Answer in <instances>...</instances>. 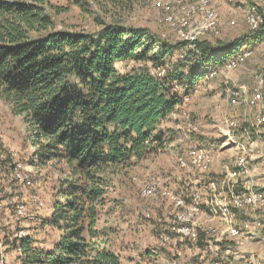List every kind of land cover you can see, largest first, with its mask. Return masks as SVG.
Here are the masks:
<instances>
[{
	"label": "rangeland",
	"instance_id": "1",
	"mask_svg": "<svg viewBox=\"0 0 264 264\" xmlns=\"http://www.w3.org/2000/svg\"><path fill=\"white\" fill-rule=\"evenodd\" d=\"M158 1H172L178 16L185 6V0H84L81 5L73 0H48L46 11L53 19L55 30L97 34L105 25L117 23L142 28L158 40L153 52L158 51L160 42L169 45V52L158 63L150 59L117 62L121 73L146 67L156 77L168 74L175 77L180 69L185 72L199 69L196 65L198 57L202 56L199 43L219 47L238 39L258 37L246 42L247 46L241 47H246L244 50H238L246 53L235 68L214 65L217 73L211 80L203 84L197 80L200 91L189 101L184 100L161 125L166 133L164 148L141 158L133 156L129 162L108 170L109 177L115 181L105 196V203L98 206V228L105 229L104 237L120 255L121 264H174V261H177L175 264H200L203 254L198 249L203 248L204 241L194 243L176 235L167 238L174 210L171 196L144 197L142 188L159 175L168 178L167 186L176 193L205 192L211 181H197V173L191 168H182L179 157L198 142L212 151L214 157L220 153L222 164L235 153L237 157V150L225 134L227 117L238 121L234 131L237 139L248 140L249 137L256 141L254 154L249 156V170L252 178L258 180L260 186L264 185V124L257 123L256 111L249 109L244 100L252 94L258 76L264 75V34L252 31L246 20L251 6L263 9L264 0H210L218 13L217 26L202 34L193 45L180 40L178 31L169 25L165 13L156 5ZM202 20L201 14L193 18L195 25ZM163 60L167 61L165 66L160 64ZM179 81L183 86L188 85L187 79ZM182 85L176 86L178 93H182ZM235 91L240 99L236 105L231 99ZM192 123L197 126L196 131L189 130ZM30 133L24 117L15 114L12 104L0 94V163L6 180L1 181L0 177V210L4 217L0 227V264H22L18 245L26 235L34 237L37 248L50 250L62 234L49 220L55 201L62 199L57 195L65 182L72 179V174L64 161L47 164L33 161ZM18 163L31 174L33 185L14 178V167ZM210 174V177L218 175L212 171ZM35 196L44 202L42 206L35 202ZM19 202L27 205L25 215L15 211ZM256 214L259 213L250 210L238 213L237 223L249 234L236 239L234 244L237 254L253 255L255 264H264V222L257 225ZM241 262L243 260L236 258L233 264Z\"/></svg>",
	"mask_w": 264,
	"mask_h": 264
},
{
	"label": "trees",
	"instance_id": "2",
	"mask_svg": "<svg viewBox=\"0 0 264 264\" xmlns=\"http://www.w3.org/2000/svg\"><path fill=\"white\" fill-rule=\"evenodd\" d=\"M47 2L0 0V94L29 125L33 161H64L72 174L49 220L62 231L58 243L50 250L37 248L26 235L18 245L21 261L121 264L97 224L98 206L115 181L108 170L164 148L161 125L183 103L175 89L182 85L179 79L188 80L181 87L189 92L205 71L255 36L219 47L199 43V69H180L175 77H156L146 67L121 73L117 62L158 63L169 45L160 42L153 52L158 40L142 28L117 23L97 34L55 30Z\"/></svg>",
	"mask_w": 264,
	"mask_h": 264
},
{
	"label": "built area",
	"instance_id": "3",
	"mask_svg": "<svg viewBox=\"0 0 264 264\" xmlns=\"http://www.w3.org/2000/svg\"><path fill=\"white\" fill-rule=\"evenodd\" d=\"M176 1L180 2V0ZM156 5L165 13V20L169 25L178 31L180 40L189 45L195 44L202 34L217 26L218 13L210 4V0H185V6L179 16L175 14L172 1H158ZM196 14H201L203 19L198 25H195L193 21ZM246 20L252 31H259L264 26V8L260 9L252 5ZM244 48L241 49L244 50ZM240 52L237 50L233 56L226 58L223 64L228 69L235 68L246 53ZM216 73L217 68L212 66L197 80L199 84L207 83ZM199 84L197 81L189 92L184 90L180 93L183 102L184 100L189 101L200 91ZM234 94L231 99L236 105L240 103V99L236 91ZM244 100L249 109L256 111L257 123L264 124V75L258 76L252 94L246 96ZM225 122L228 124L225 134L229 138V143L234 145L238 155L236 157L235 153L232 162L223 164L221 176H218L216 180H209L215 159L214 154L201 143L192 145L184 156L179 157V165L184 169H193L194 174L197 173L195 175L197 181H211L207 183L205 192L176 193L167 186L168 178L158 175L143 186L142 195L144 197L171 196L174 210L167 228V233H169L167 238L176 235L194 243L204 241L202 249L198 246V250L203 254L200 264H233L236 258L243 260L239 264H255L253 255L236 253L234 241L243 239L249 234L237 223L239 212L250 210L259 213L256 214L257 225L264 222V185L260 186L258 180L252 178L249 170V156L254 154L256 141L249 137L248 140L236 138L234 134L238 126L236 118L227 117ZM189 130L196 131L197 126L192 123ZM4 174L5 171L2 170L0 163V177L2 178ZM13 175L15 179L26 185L34 184L31 174L27 173L19 163L15 164ZM34 200L39 206L44 204L38 196H35ZM27 210V205L23 202L15 206L18 215H25ZM3 218L2 210H0V227ZM19 236L21 238L22 234ZM18 248L20 250V247ZM175 263L177 261H174Z\"/></svg>",
	"mask_w": 264,
	"mask_h": 264
},
{
	"label": "crops",
	"instance_id": "4",
	"mask_svg": "<svg viewBox=\"0 0 264 264\" xmlns=\"http://www.w3.org/2000/svg\"><path fill=\"white\" fill-rule=\"evenodd\" d=\"M251 41V40H250ZM249 41V42H250ZM241 48V47H240ZM239 48V49H240ZM239 49H237V50H239ZM235 53H236V51H235ZM234 53V54H235ZM182 92L184 91V89L183 90H181ZM216 159H215V162H214V167H213V169H212V172H216V174H221V173H219V172H222L221 170H222V166H223V164L225 163H223L222 164V162H221V154L220 153H218L217 154V157H215ZM234 159V157H231V159L228 161V162H226V163H230V162H232V160ZM9 172L11 173V171L9 170ZM5 175V174H4ZM4 175H3V177L1 178V181H6L5 180V178H4ZM218 175H215V176H212V177H209V180H212V179H214V180H216L217 178H218ZM211 176V175H210Z\"/></svg>",
	"mask_w": 264,
	"mask_h": 264
}]
</instances>
